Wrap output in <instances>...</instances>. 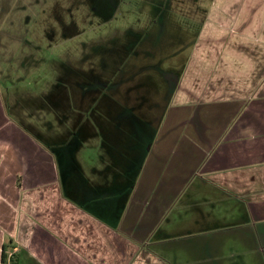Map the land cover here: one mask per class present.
I'll return each mask as SVG.
<instances>
[{
    "label": "crops",
    "instance_id": "1",
    "mask_svg": "<svg viewBox=\"0 0 264 264\" xmlns=\"http://www.w3.org/2000/svg\"><path fill=\"white\" fill-rule=\"evenodd\" d=\"M201 28L171 97L206 135L154 144L152 124L113 121L107 186L61 168L59 147L11 117L0 88V264H245V247L264 252V0H212Z\"/></svg>",
    "mask_w": 264,
    "mask_h": 264
},
{
    "label": "rangeland",
    "instance_id": "2",
    "mask_svg": "<svg viewBox=\"0 0 264 264\" xmlns=\"http://www.w3.org/2000/svg\"><path fill=\"white\" fill-rule=\"evenodd\" d=\"M211 2L0 0V88L8 113L32 126L47 146L77 143L69 148L75 159L63 157L60 167L79 164L86 185L94 188L112 182L105 140L111 141L104 135L111 123L118 118L134 128L143 124L124 110L113 118L106 104L110 89L128 78L147 100L162 103L160 111L144 114L154 120V144L168 133L202 139L205 123L195 113H186L184 122L177 118L182 113L168 88L189 62ZM85 88L104 96L83 102ZM247 251L245 264H264V252Z\"/></svg>",
    "mask_w": 264,
    "mask_h": 264
},
{
    "label": "flooded vegetation",
    "instance_id": "3",
    "mask_svg": "<svg viewBox=\"0 0 264 264\" xmlns=\"http://www.w3.org/2000/svg\"><path fill=\"white\" fill-rule=\"evenodd\" d=\"M170 75H172V72H166V76H170ZM172 82H173V84L171 85L172 87L170 89L168 88L170 94H172V91H174L178 87L177 80H173ZM86 86L88 85H84V87ZM97 91L98 90H96L95 88H90V89L87 88L80 94V96L82 97V101L85 102L86 100H89V102L94 103L95 100L100 99V97L104 96V95L100 96V94H96ZM110 92H112V94L107 96L108 98L110 97V101L106 102L108 108H110L109 110L110 114L111 111L116 109L119 110L120 112L124 110L123 113H125L128 117L132 119L133 117H135L139 121L142 120L141 122H143L145 126H147L148 124L151 125L154 120H152L151 117L152 115L148 116L146 114L147 117H144V114L152 111L157 112L160 111L162 108L161 105L162 103H160L158 100L146 99L147 96L143 94V92H141V89L138 90L136 88V84H134L133 78L126 79V81L123 84L110 89ZM121 98L124 99L121 100ZM149 136L152 137V131L149 134ZM75 146H77V143L71 142L64 147L56 148L57 158L62 159V161L67 160L66 158H69V156H71L69 148L70 149L75 148ZM65 150L66 152L64 153Z\"/></svg>",
    "mask_w": 264,
    "mask_h": 264
}]
</instances>
